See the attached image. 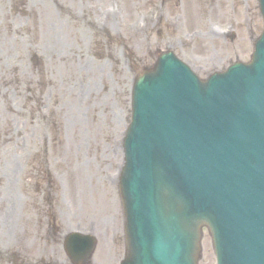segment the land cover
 <instances>
[{
  "label": "rangeland",
  "instance_id": "374dc122",
  "mask_svg": "<svg viewBox=\"0 0 264 264\" xmlns=\"http://www.w3.org/2000/svg\"><path fill=\"white\" fill-rule=\"evenodd\" d=\"M58 1L0 0V230L3 220L5 225L10 227L19 218L17 237L12 247L5 248L4 243L0 242V264H39V260L42 257L45 258L43 250H50L36 243L25 221L29 214L38 231V221L46 222L40 201L42 199L40 185L46 181L49 169L63 173L66 177L69 175V180L68 177L66 179L71 188L74 160H66L62 149L59 148L62 137L63 144L65 141L72 140L74 145L80 147L76 150L77 156L73 150L70 156L87 161L91 166H95L96 163L100 165L101 159L106 158L111 160L110 163L121 162V155L112 153L120 149L118 147L109 149L112 135H103L99 144L90 145L82 132L70 131L63 127L64 114L61 111L60 97L68 94L66 100L68 109L71 102H76L75 94H78L76 85L81 76H84L82 65L90 58L89 52L93 46V39L89 32L91 13L80 15L76 8H71V13L78 20V25L72 27L69 17L63 14L62 5H59ZM228 1L206 0L201 7L197 0H179L176 7L171 3L165 4L163 13L159 16L158 38L162 48L175 52L201 77L217 69L223 70L235 62L237 57L247 62L249 57L245 54L248 46L245 45L244 32L241 33L243 19L248 17L251 20L255 36H258L262 30V21L258 16L254 0L244 2L241 9L239 5L234 14L233 11H228L232 10L231 7L227 9ZM125 3L129 14L126 15L128 18L125 21V28L120 32L121 37L114 40L118 44L114 50L115 58L112 62L108 60H102L99 64L91 62L93 77L97 79V83L101 84L100 77L103 75L107 77V99L104 103L106 109L99 108L101 91L93 95L89 90V102L95 100L98 104L95 107L94 120L96 121V117L100 116L106 127L117 122L113 117L115 115L123 118L120 124L123 126L127 124L129 115L127 102H129V90L132 84L129 70L131 68L133 71L137 70L129 61V55L120 50V45L126 42L134 47L148 41H157L154 39L155 31L152 29L145 36L143 33L147 11L154 6L156 12L157 0H125ZM195 5L197 8L194 7ZM57 9L60 10L66 23L65 31L58 27L61 21L58 20ZM246 9L249 10V15L245 13ZM137 12L139 13L136 14ZM229 20H234L236 31L239 32L234 39L226 38L225 40L220 35L214 40L206 38V32L214 31L212 28L217 27L214 26L215 23L231 26L228 25ZM59 32L63 39L69 41L70 46L69 53L64 59H60L55 54L59 51L54 45V41L60 36ZM214 32L216 34V31ZM105 40H101V47L99 44L94 46L93 52L96 55H102L107 45ZM144 50L143 55L147 53L150 57L151 54L146 51V47ZM50 53L54 58L50 56ZM140 61H143L144 65H150L147 63V58ZM98 67H101L100 73L95 72ZM118 75L120 77H117ZM50 88L55 89L54 95L52 92L48 94ZM126 90H128L127 93L117 96ZM53 99H57L56 117L60 127L58 140L57 145L49 146L46 151H43L42 144L46 142V137L51 131V127L47 125L46 116L51 112ZM77 137L80 139L79 142ZM44 158L48 160L49 169L47 167L46 170L43 169L46 165ZM6 170L14 176V182H9L10 177L6 176ZM37 187L36 195L39 200L38 197L33 196ZM70 188L73 205L83 202L84 193H81L79 197ZM103 194L107 195L105 188ZM46 198L45 196V200ZM7 202L16 203L15 215L6 213ZM83 214H85L84 208ZM36 216L39 217L38 220ZM118 246L120 249L121 243ZM206 251L205 258L200 264H212L213 258L208 254V250ZM61 253H59L60 258ZM104 257L106 260H111L112 264H116L118 259H121L120 255L115 258L110 252Z\"/></svg>",
  "mask_w": 264,
  "mask_h": 264
},
{
  "label": "water",
  "instance_id": "95a60500",
  "mask_svg": "<svg viewBox=\"0 0 264 264\" xmlns=\"http://www.w3.org/2000/svg\"><path fill=\"white\" fill-rule=\"evenodd\" d=\"M261 41L263 46H258L253 64L241 66L235 73L232 70L228 77L224 74L208 83H198L178 63L167 59L154 77H149L154 80L152 83L148 79L139 85L134 124L126 143L128 161L123 182L126 204L131 202L128 186L131 169L161 186L159 195L163 203L153 231L150 224L132 230L133 256L126 264H133L134 251L148 254L147 264H155L162 251L171 249L173 253L183 244L185 262L193 264L204 225L214 235L218 258L256 248V240L262 234L251 222L252 215L236 221L234 211L239 181L254 173L250 166L252 155L246 148L250 138L244 133L258 111L256 105L264 102V81L257 83L259 77L257 82L249 81L263 68L257 64L264 60V39ZM219 104L225 106L226 115L219 139L213 144L212 137L205 141L199 126H207L209 108ZM152 137V147L159 144V149L149 162L146 147ZM199 184L203 185L204 208L188 216L190 222L184 215L191 207L186 193L199 189ZM132 207H135L130 213L132 217L145 218L143 201L135 199ZM185 231L189 233L187 243L183 239ZM220 264L232 263L224 258Z\"/></svg>",
  "mask_w": 264,
  "mask_h": 264
},
{
  "label": "bare ground",
  "instance_id": "6f19581e",
  "mask_svg": "<svg viewBox=\"0 0 264 264\" xmlns=\"http://www.w3.org/2000/svg\"><path fill=\"white\" fill-rule=\"evenodd\" d=\"M64 121H65V127H66V129L67 130H69V129H71V128H73L74 126L73 125H71L72 124V122H70L69 120H67L66 118H64ZM71 146H72V144L71 143H69V144H64V146L63 147H66V148H71ZM6 176H9V174H10V171L9 170H6ZM85 194H86V191H85Z\"/></svg>",
  "mask_w": 264,
  "mask_h": 264
}]
</instances>
